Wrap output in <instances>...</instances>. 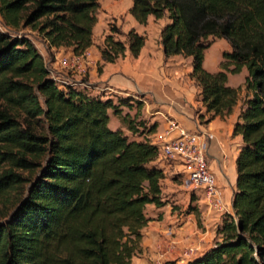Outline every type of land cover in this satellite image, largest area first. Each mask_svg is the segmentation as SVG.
Here are the masks:
<instances>
[{
	"label": "trees",
	"instance_id": "obj_1",
	"mask_svg": "<svg viewBox=\"0 0 264 264\" xmlns=\"http://www.w3.org/2000/svg\"><path fill=\"white\" fill-rule=\"evenodd\" d=\"M100 8L99 0H0L7 27L32 26L49 49L75 56L94 45ZM131 14L143 26L168 17L166 56L193 59L191 77L214 117L226 119L242 101L229 75L248 70L234 131L243 138L235 214L224 216L216 245L187 264H264V0H133ZM116 35L111 26L104 64L124 58L127 45L137 58L146 43L135 30L128 43ZM216 39L232 51L212 74L204 58ZM110 110L119 115L111 100L55 80L31 38L0 31V264H132L143 252L146 208L166 204V174L156 165L159 147L113 131ZM20 189L12 212L8 201Z\"/></svg>",
	"mask_w": 264,
	"mask_h": 264
},
{
	"label": "crops",
	"instance_id": "obj_2",
	"mask_svg": "<svg viewBox=\"0 0 264 264\" xmlns=\"http://www.w3.org/2000/svg\"><path fill=\"white\" fill-rule=\"evenodd\" d=\"M151 18L155 22L161 21L150 16L149 23ZM139 27H142L146 43L137 58L127 45L124 58L115 63L104 64L99 49L102 44H94L87 50L85 60L79 66V73L90 72V81L76 80L72 83L87 89L93 96L111 100L119 115L110 110L109 126H113L116 131H123L131 140L140 142L149 139L156 144V140L163 136L171 122L199 133L203 140L206 139L210 167L223 192L225 210L212 209L206 199L204 201L205 195L202 194L199 202L203 210L204 227H200L194 212L173 211L169 203L162 207L148 204L146 214L147 209L150 210L147 216L151 220L143 229V252L133 258V264H187L216 245L220 240L217 229L223 223L224 216L235 214L233 200L237 191V159L243 146V138L236 136L234 131L246 99L245 84L249 72L244 68L240 74L229 75L228 85L243 89L242 101L226 119L214 117L203 104L201 87L191 77L192 58L183 55L167 57L162 44V32L160 38L150 40L149 28ZM223 40L225 39L214 40L212 46L205 51L204 68L209 73L220 72L222 63L225 62L224 54L232 51L230 43ZM219 43H223L224 47L216 55H211V51ZM52 51L57 57L53 65L60 69V73L67 75L60 60L64 56H73V50L53 48ZM99 65L103 67L102 72L98 71ZM123 118L134 122L135 132L130 131ZM156 165L164 170L169 166L162 160H158ZM170 181L167 174L162 182L163 192V185ZM195 194L200 196V193ZM191 248L194 249L192 253Z\"/></svg>",
	"mask_w": 264,
	"mask_h": 264
},
{
	"label": "rangeland",
	"instance_id": "obj_3",
	"mask_svg": "<svg viewBox=\"0 0 264 264\" xmlns=\"http://www.w3.org/2000/svg\"><path fill=\"white\" fill-rule=\"evenodd\" d=\"M101 8L97 14L98 23L94 28V44H102L104 45V41L108 35H110V28L111 26H115L121 32V35H116V39L121 40L123 42L128 43L127 34L132 30H135L139 35L145 37L141 31L142 27H139V23L131 14V9L133 7V0H99ZM139 25H138V24ZM170 21L168 17L162 19L160 22H155L154 18H151V22L146 25L148 29V37L150 40H157L161 37L162 29L169 24ZM143 26V25H141ZM139 27V29H134ZM162 28V29H161ZM0 31L1 32H10L13 36H28L31 38L39 49L41 54L44 56L46 60V64L51 72L53 78H57L60 84L71 83L76 80L82 81H90V72L86 71L83 73L75 72V69L66 68L64 67V71L67 75L60 73V69H57L53 63L56 61V55L49 49V43L46 40L45 36L40 33L38 30L34 29L32 26H26L24 23L20 26V28L12 29L7 27L3 17L0 14ZM146 38V37H145ZM227 42L226 40H223ZM228 43V42H227ZM229 44V43H228ZM101 46V47H102ZM230 46V45H229ZM99 47V49L101 48ZM224 44L219 43L212 51L211 55H216L219 49L223 48ZM210 55V56H211ZM190 58V57H186ZM214 58V57H213ZM213 58L211 62L213 63ZM192 66H193V59H192ZM144 127V126H142ZM113 131V126H110ZM138 132H141L138 130ZM26 177H29L30 174L28 172H24ZM169 177L171 181L165 186L163 185L164 191L163 197L165 203H169L170 207L173 211H179L183 213L187 212H194L198 225L200 227H204V220H203V210L200 207V200L203 197V192L199 191L200 196H196L195 192L193 191L192 187L186 182V179L181 176H175V174L169 173ZM176 178V179H174ZM24 189H20L17 192L11 193L10 202L8 201V205L11 208L12 212L15 209V206L18 200L23 197ZM202 195V196H201ZM204 201H205V197ZM4 207L3 201L0 199V208ZM147 214H150V210L147 209ZM5 220L4 218L0 217V222ZM219 236V235H218ZM219 238H221L219 236ZM133 264V263H132Z\"/></svg>",
	"mask_w": 264,
	"mask_h": 264
},
{
	"label": "built area",
	"instance_id": "obj_4",
	"mask_svg": "<svg viewBox=\"0 0 264 264\" xmlns=\"http://www.w3.org/2000/svg\"><path fill=\"white\" fill-rule=\"evenodd\" d=\"M87 51L82 56H64L61 64L78 72L81 62L85 60ZM81 71L80 73H83ZM57 80V78H54ZM59 81V80H57ZM76 85L74 83H66ZM208 139L211 137L208 136ZM159 147L160 158L168 163L165 174L174 173L181 176L192 187L195 193L199 191L205 195L207 204L220 211L225 210L223 192L218 186L217 178L210 167V159L206 139L199 133L191 132L176 122H171L163 136L156 140ZM194 252V249H190Z\"/></svg>",
	"mask_w": 264,
	"mask_h": 264
}]
</instances>
